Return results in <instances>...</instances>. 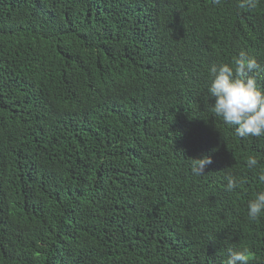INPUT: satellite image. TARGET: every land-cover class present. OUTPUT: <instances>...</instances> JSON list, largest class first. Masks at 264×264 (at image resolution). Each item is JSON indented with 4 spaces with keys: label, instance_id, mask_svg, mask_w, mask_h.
<instances>
[{
    "label": "trees",
    "instance_id": "trees-1",
    "mask_svg": "<svg viewBox=\"0 0 264 264\" xmlns=\"http://www.w3.org/2000/svg\"><path fill=\"white\" fill-rule=\"evenodd\" d=\"M237 4L0 0V264H224L244 246L264 264L247 215L264 137H236L207 91L241 50L264 88V0Z\"/></svg>",
    "mask_w": 264,
    "mask_h": 264
},
{
    "label": "clouds",
    "instance_id": "clouds-1",
    "mask_svg": "<svg viewBox=\"0 0 264 264\" xmlns=\"http://www.w3.org/2000/svg\"><path fill=\"white\" fill-rule=\"evenodd\" d=\"M222 0H212L214 6H219ZM258 0H238L240 9H253ZM261 66L257 59L241 50L231 63L213 64L208 69L210 77L207 91L214 97L211 112L222 118L224 124L234 127V135L239 138L264 137V88L258 85L255 75H251ZM211 157L204 155L192 159L191 173L201 176L205 173L207 165L211 164ZM259 161L255 156H248L246 166L253 169ZM226 190L235 191L246 181L243 178L229 175L226 178ZM264 181V173L259 175ZM247 215L252 221L264 215V190L257 191L254 198L247 203ZM253 254L249 247L229 248L224 264H250Z\"/></svg>",
    "mask_w": 264,
    "mask_h": 264
}]
</instances>
